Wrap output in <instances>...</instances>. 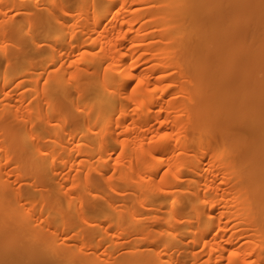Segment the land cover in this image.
Instances as JSON below:
<instances>
[{"label": "bare ground", "instance_id": "bare-ground-1", "mask_svg": "<svg viewBox=\"0 0 264 264\" xmlns=\"http://www.w3.org/2000/svg\"><path fill=\"white\" fill-rule=\"evenodd\" d=\"M46 1L0 0L25 15L12 60L38 36L48 64L56 45L98 51L67 65L74 112L0 115V264H264V0ZM18 87L3 94L20 101Z\"/></svg>", "mask_w": 264, "mask_h": 264}, {"label": "rangeland", "instance_id": "rangeland-1", "mask_svg": "<svg viewBox=\"0 0 264 264\" xmlns=\"http://www.w3.org/2000/svg\"><path fill=\"white\" fill-rule=\"evenodd\" d=\"M45 1V0H43ZM51 0H47L46 3L47 5L50 4ZM62 2V0H59ZM41 5H37L34 6L33 3H30V8L32 13H41L42 10L40 9L43 4L40 1ZM4 10V9H1ZM17 9L16 10H10L6 13V15H0V21H3V23L0 24V45L4 44L3 47H0V49H2L3 51L5 50L8 53V57L9 58H0V74L4 75V76H14L15 80L12 82H9L2 90H0V115H2L3 112H8V113H17L21 116H25L27 115V112L37 106L38 109L40 110L41 113H45V109L46 108H50L53 107L55 108L57 111L55 113H53V116L58 117V113L60 112H64L63 110L66 109L70 112H74L75 111V106L76 105H80L83 100H82V96L81 94H79L78 92L73 93L72 99H65L62 97V87L65 86V88L67 89L68 92L72 91L70 84H74V81L72 79H70L72 77V73L74 68L73 67H67L68 63L70 61H73L74 59H76L77 57H83V60L88 61V59L90 58V61H93V55L94 53H96L98 51V49L96 47H91L89 46V49L85 48V49H79V50H72L71 53H69L66 50H62V48L58 45H56V51L53 53L54 54V62L52 64H48L47 60L48 57L50 55L49 53V47H48V42L49 41L47 38L44 39L42 38L43 36H38L37 37V43L38 44H42L41 47H39L38 49H34V53L32 57H29V60L26 62H18L19 60H17V54L15 55V59L12 60L13 58V54L16 50L15 47V42L22 39L24 37L25 31L23 32H18V27L20 25V21L25 17V15H16ZM59 13V11H58ZM61 15V13H60ZM10 16V17H9ZM77 22V24H75ZM81 22L79 20H74V19H70L69 23L67 24L69 27L71 28H75L76 25H79ZM5 24H7V26H4ZM11 28L15 31L14 34L12 35H3L1 33V31L3 29H8ZM29 28V25H26L24 27V29L26 31H28V34H30V32H32ZM58 32L62 35L64 34V38L66 37V30H63L61 27L58 28ZM71 44H75L74 41H72ZM86 50V51H85ZM15 61L17 63H15ZM36 62H40L41 64H48L46 65V67H44V70L41 69H37L36 67H34ZM59 62H62L61 66H59L58 68V64ZM15 63V64H14ZM22 63V64H20ZM40 64V65H41ZM19 65H22L24 67H30V70H32L33 73H31L30 75L26 76H22L21 73V69L19 68ZM43 72L41 74V76H39L38 82L35 83V79H37V73L38 72ZM48 75H52L54 78L57 79V81L55 83H50L49 87L50 89H55L58 88L59 90H57L58 95H56L53 98H46V100H43L40 96V90L44 88V86L46 85V76ZM85 78V77H83ZM27 79V80H24ZM29 80V81H28ZM98 80V79H97ZM31 82V83H30ZM15 83H18L19 85V89H17L16 94L20 91H24L22 94H17L16 97L19 98V96H22V99H20V101L16 100V98H9L6 97L3 93H5L7 90H9L12 86H14ZM34 85H37V87L35 88ZM29 106L30 109H26V107ZM68 108H66V107ZM81 107H84V105H82ZM6 117V116H4ZM9 119V118H8ZM10 121H12L11 119H9ZM7 122V121H6ZM9 124V123H8ZM11 125V124H10ZM9 125V126H10ZM19 125V124H17ZM21 133L19 134L20 136V140L21 137H24L25 139V143H31L33 142V139L31 138V134L34 133L35 131L38 132V128L36 126H32L33 123H29V124H24L21 122ZM16 127V126H15ZM19 128V127H18ZM15 129V128H14ZM16 130V129H15ZM18 130V131H17ZM16 131L19 132L20 130L17 129ZM18 134V133H17ZM19 136H17L19 138ZM23 140V139H22ZM41 147H47L50 145L49 142L46 143H40L39 144ZM118 153V149H115L111 155L110 159V163H112L114 161L113 158H115L117 156ZM3 158L2 153H0V159ZM64 160L67 158L66 155L61 154L59 155V159ZM76 161L82 159L81 156L76 157L75 158ZM94 158L90 157L89 158V162H91ZM59 163H57L58 165ZM95 177L97 176L96 174L92 173ZM186 178V177H185ZM187 182L185 180H182L180 183V186H184ZM101 188L104 189L105 191H107L108 193H110L108 187L105 184L101 185ZM79 245V243H78ZM171 245V243H170ZM119 250L122 251L124 249H127L129 247V244L127 242L122 243L121 245L118 246ZM104 248H99L97 249V253L101 254L103 252ZM107 254H102V257H105Z\"/></svg>", "mask_w": 264, "mask_h": 264}]
</instances>
